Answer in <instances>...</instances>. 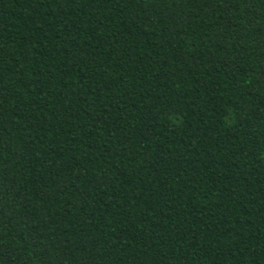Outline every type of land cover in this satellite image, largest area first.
I'll return each instance as SVG.
<instances>
[{
	"label": "trees",
	"instance_id": "obj_1",
	"mask_svg": "<svg viewBox=\"0 0 264 264\" xmlns=\"http://www.w3.org/2000/svg\"><path fill=\"white\" fill-rule=\"evenodd\" d=\"M0 264H264V0H0Z\"/></svg>",
	"mask_w": 264,
	"mask_h": 264
}]
</instances>
